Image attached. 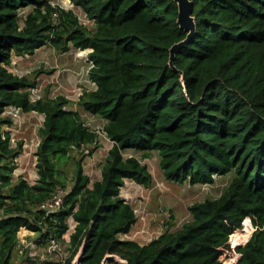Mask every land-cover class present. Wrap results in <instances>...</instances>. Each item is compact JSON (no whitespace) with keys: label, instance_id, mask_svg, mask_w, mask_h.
I'll use <instances>...</instances> for the list:
<instances>
[{"label":"trees","instance_id":"16d2710c","mask_svg":"<svg viewBox=\"0 0 264 264\" xmlns=\"http://www.w3.org/2000/svg\"><path fill=\"white\" fill-rule=\"evenodd\" d=\"M192 1L196 27L172 66L170 48L188 36L174 0H71L94 30L48 0H0V264H21L13 254L22 227L39 245L62 241L70 218L67 264L81 249V264H101L106 254L129 264H264V0ZM47 44L91 49L96 88L79 103L107 121L113 142L92 186L82 161L98 147L97 131L64 95L32 100L37 82L9 69L15 55ZM9 107L44 115L34 183L14 179L23 144L14 147L3 128L14 124L3 115ZM130 148L157 151L165 178L180 184L228 173L231 181L219 197L191 204L181 228L142 245L120 239L137 223L121 194L125 181L153 184L146 163L124 156ZM74 151L80 157L65 177L60 165ZM59 188L61 207L47 214L39 205Z\"/></svg>","mask_w":264,"mask_h":264},{"label":"rangeland","instance_id":"374dc122","mask_svg":"<svg viewBox=\"0 0 264 264\" xmlns=\"http://www.w3.org/2000/svg\"><path fill=\"white\" fill-rule=\"evenodd\" d=\"M53 5H60L66 9H72L89 29L94 30L95 25L92 20L86 18L80 7L74 5L71 0H48ZM67 5V6H66ZM32 7H26L20 11L23 17ZM22 24L24 21H22ZM83 49L71 47L68 51H59L52 45L47 44L38 48L33 54L24 56L15 55L9 69L14 74L27 76L37 82V91L30 90L31 99L48 96L56 97L64 95L70 100L72 106L81 112L84 121L98 133V147L91 155H86L83 159L84 170L90 179L99 176L108 150L113 142L107 137L104 126L107 121L101 117L93 115L83 109L79 103L80 93L85 90L96 88V84L89 79L91 68L89 53H82ZM3 115L13 118L12 126H3L5 130L11 132V143L17 147V142L23 144V150L16 159L17 168L14 179L18 174H22L30 183H34L38 178L36 166V152L41 139L39 129L43 125L44 115L36 112H23L13 116L12 107L7 108ZM134 155L143 163H146L153 177V184L145 187L133 180L127 179L122 188L123 195L128 196V201L134 208L140 210V215L145 216L137 221L136 227L128 233L138 242L147 243L151 239L158 237L165 229L177 230L183 223L192 219L189 206L195 202H201L207 198L219 197L231 181L232 174L216 176L214 183L192 184L190 182L177 183L165 178L160 164V156L157 151H152L149 156H143V152L134 149H126L124 156ZM80 152L74 151L72 157L62 162L60 168L61 175L68 177L74 166V161L79 159ZM68 173V174H66ZM69 180V179H68ZM71 181V180H70ZM69 181V182H70ZM163 212H167L165 215ZM138 226V227H137ZM143 228L142 231H140ZM35 235L28 233L23 240L18 242V246L13 254L15 263L24 264L26 252L31 251V246L27 242H33ZM63 255L69 256V246L64 241ZM53 256V257H52ZM43 264H56L60 262V255L53 254L45 256ZM52 258H54L52 260Z\"/></svg>","mask_w":264,"mask_h":264},{"label":"built area","instance_id":"2783aa9c","mask_svg":"<svg viewBox=\"0 0 264 264\" xmlns=\"http://www.w3.org/2000/svg\"><path fill=\"white\" fill-rule=\"evenodd\" d=\"M90 64H91V67L94 66V63H93L92 60H90ZM36 91H37V87L32 89L33 93L36 92ZM81 94H83V91L80 93V95ZM32 100H36V99H32ZM21 111L22 110L20 108H18V107H16V108L12 107L13 116H17V114L20 113ZM63 193H65V189L59 188V190L52 197H50V198H48V199H46V200H44L43 202L40 203V205H39L40 208L44 209L47 214L55 213V212L59 211V209L61 207V203H62ZM135 212H136V215H138V217L140 219L144 217L143 214L140 215V210L135 208ZM163 213L165 215H167V212H163ZM71 223H73L74 225H72ZM69 224H70V227L67 230V232H65L64 238H65V235H71V233L75 229L76 225L73 222L72 218L69 219ZM26 245L31 246V248L37 246V245H34V243H28ZM44 245H45L44 257L46 255L59 254L60 255V262L59 263L60 264H67V256L63 255V244H62L61 239L59 240V239H57L55 237H51L50 239H48V241Z\"/></svg>","mask_w":264,"mask_h":264},{"label":"water","instance_id":"95a60500","mask_svg":"<svg viewBox=\"0 0 264 264\" xmlns=\"http://www.w3.org/2000/svg\"><path fill=\"white\" fill-rule=\"evenodd\" d=\"M174 1L178 4L177 22L179 23L181 28L188 31V36L187 39L174 44L170 48V64L172 66H174L175 52L179 47L185 45V43L188 41V37L192 35L196 27L195 17H193L194 2L192 0H174ZM82 253H83V249H81L78 252V254L73 258L71 264H81ZM112 259L121 263L123 262L129 264L127 263L126 260H124L123 258L121 259L118 255L115 254H106L101 264H110L109 261Z\"/></svg>","mask_w":264,"mask_h":264},{"label":"crops","instance_id":"0c3cea01","mask_svg":"<svg viewBox=\"0 0 264 264\" xmlns=\"http://www.w3.org/2000/svg\"><path fill=\"white\" fill-rule=\"evenodd\" d=\"M91 51V49H83L81 52L82 53H84V54H88L89 52ZM76 109V108H75ZM101 172H102V169H101ZM100 177H101V173L99 174V176H97V177H95V178H93V180H91V186H92V184L94 183V181H96V180H99L100 179ZM126 182V181H125ZM121 194L123 195V193L121 192ZM127 200H128V196L127 195H123ZM145 217V216H144ZM143 217V218H144ZM142 219V218H141ZM139 217H138V215H137V221H139V220H141ZM72 220H73V218H72ZM136 221V222H137ZM73 222L75 223V221L73 220ZM72 225H74L73 223H71ZM76 225V224H75ZM136 225H137V223L132 227V229H131V231L130 232H132L133 231V229L136 227ZM138 227V226H137ZM143 230V228L140 230V231H142ZM129 232V233H130ZM28 233H30L31 235H35L36 233L34 232V231H30V230H28L27 228H21V230H20V233H19V242H20V240L21 241H24L23 240V237L25 236V235H27ZM128 233H123V234H121L120 235V239H132V240H134L132 237H129L128 235H127ZM36 238H37V234H36V236H35V240L32 242H27V244L28 243H34V245H37L36 247H33V248H31V251L29 252V250H28V252H26L25 253V257H26V262H24V264H43L44 262H47L46 260V257H44V251H45V245L44 244H37L35 241H36ZM69 238H70V235H65V239L64 240H62V241H64L65 242V244H66V242L69 240ZM136 241V240H135ZM138 242V241H137ZM141 245L142 244H144V242H139ZM148 243V242H147ZM63 244V243H62ZM49 257H50V255H48ZM53 257V256H52ZM51 258V257H50ZM54 258H52V260H53ZM55 260V259H54ZM46 264V263H45Z\"/></svg>","mask_w":264,"mask_h":264},{"label":"bare ground","instance_id":"6f19581e","mask_svg":"<svg viewBox=\"0 0 264 264\" xmlns=\"http://www.w3.org/2000/svg\"><path fill=\"white\" fill-rule=\"evenodd\" d=\"M67 6V5H66Z\"/></svg>","mask_w":264,"mask_h":264}]
</instances>
